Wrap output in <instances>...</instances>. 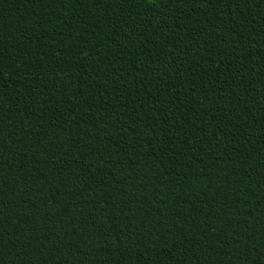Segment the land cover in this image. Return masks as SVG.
I'll return each instance as SVG.
<instances>
[{
    "label": "trees",
    "instance_id": "16d2710c",
    "mask_svg": "<svg viewBox=\"0 0 264 264\" xmlns=\"http://www.w3.org/2000/svg\"><path fill=\"white\" fill-rule=\"evenodd\" d=\"M0 264H264V0H0Z\"/></svg>",
    "mask_w": 264,
    "mask_h": 264
}]
</instances>
